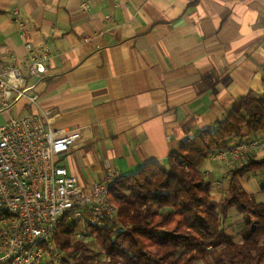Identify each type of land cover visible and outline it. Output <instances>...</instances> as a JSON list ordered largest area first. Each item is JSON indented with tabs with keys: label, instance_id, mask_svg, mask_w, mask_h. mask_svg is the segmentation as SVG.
Segmentation results:
<instances>
[{
	"label": "crops",
	"instance_id": "1",
	"mask_svg": "<svg viewBox=\"0 0 264 264\" xmlns=\"http://www.w3.org/2000/svg\"><path fill=\"white\" fill-rule=\"evenodd\" d=\"M43 44L46 72L26 71L40 102L21 100L8 114L45 112L55 130L80 132L60 164L85 187L108 166L131 175L168 164L237 98L264 93V0H0V63H20L29 45ZM248 141L260 144L241 158L226 154ZM263 157L264 130L212 151L201 164L212 199L228 194L238 164ZM237 177L264 202V173Z\"/></svg>",
	"mask_w": 264,
	"mask_h": 264
},
{
	"label": "trees",
	"instance_id": "2",
	"mask_svg": "<svg viewBox=\"0 0 264 264\" xmlns=\"http://www.w3.org/2000/svg\"><path fill=\"white\" fill-rule=\"evenodd\" d=\"M262 130L264 93H249L237 98L214 127L183 142L168 164L151 161L119 177L110 198L119 207L123 229L117 231L112 223L90 227L108 260L69 261L89 244L74 241L80 222L66 217L55 236L67 256L63 264H264V202L248 193L237 177L264 173V157L238 166L228 194L219 202L212 199V185L201 170L212 151L226 148L232 138ZM233 209L243 216L241 240L225 227Z\"/></svg>",
	"mask_w": 264,
	"mask_h": 264
},
{
	"label": "built area",
	"instance_id": "3",
	"mask_svg": "<svg viewBox=\"0 0 264 264\" xmlns=\"http://www.w3.org/2000/svg\"><path fill=\"white\" fill-rule=\"evenodd\" d=\"M88 6V5H86ZM51 57L47 44L28 46L20 63H0V116L21 100L39 104L40 94L27 80L46 72ZM82 139L80 132L63 134L45 112L9 117L0 124V264H63L65 253L55 250V236L64 218L84 229L112 223L123 229L111 188L122 173L108 166L102 181L82 185L79 177L60 164V156ZM258 141L229 146L227 153L242 157Z\"/></svg>",
	"mask_w": 264,
	"mask_h": 264
},
{
	"label": "rangeland",
	"instance_id": "4",
	"mask_svg": "<svg viewBox=\"0 0 264 264\" xmlns=\"http://www.w3.org/2000/svg\"><path fill=\"white\" fill-rule=\"evenodd\" d=\"M9 116H10V114H2L0 116V124L6 123L8 121ZM239 165L240 164H238L237 166H239ZM259 180H260V178L254 177L253 181H255V182L252 185L254 187V190H256V191L260 188V183H259L260 181ZM220 183H222V182H220ZM225 227H226L228 233L233 235L236 238V240H241V230L244 227L243 216L240 215L238 212H236V210H234L232 213H230V217L226 221ZM74 241H81V242L88 243L89 248L74 258L69 257L68 258L69 261L80 262V261L92 260V259L99 260V261L108 260L107 253L105 252V250L103 249L99 240L97 239L96 233L92 232L90 227H87L86 229H84L82 226V223H80V226L76 230V234L74 236ZM53 245H54V248H56L55 250H60L59 246L56 244V241H54ZM64 257L66 259L67 256H64ZM44 264H52V256L51 255L47 256L45 258Z\"/></svg>",
	"mask_w": 264,
	"mask_h": 264
}]
</instances>
